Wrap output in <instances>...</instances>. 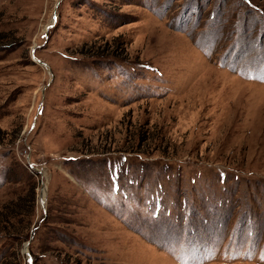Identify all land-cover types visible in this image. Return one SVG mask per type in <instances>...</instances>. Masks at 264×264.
<instances>
[{
    "label": "rangeland",
    "instance_id": "rangeland-1",
    "mask_svg": "<svg viewBox=\"0 0 264 264\" xmlns=\"http://www.w3.org/2000/svg\"><path fill=\"white\" fill-rule=\"evenodd\" d=\"M31 192L0 264H264V0H0V205Z\"/></svg>",
    "mask_w": 264,
    "mask_h": 264
},
{
    "label": "trees",
    "instance_id": "trees-1",
    "mask_svg": "<svg viewBox=\"0 0 264 264\" xmlns=\"http://www.w3.org/2000/svg\"><path fill=\"white\" fill-rule=\"evenodd\" d=\"M32 193L33 192L28 194L29 195L28 197L29 207L27 208V210L22 209V207H25V204H24L25 202H23V200L26 199L25 195H22V194L16 195L15 198H11L0 205V231L6 230L11 236H14V237H17L19 234L23 236L28 235V231L20 232L21 228L17 224L18 223L21 224L22 222L29 223L30 220H14V222H11L9 219L10 217H18L19 219L21 218L20 216H24V213L27 212L26 214H28V210L33 205L32 203L34 200V196ZM10 226H12L13 228L11 229Z\"/></svg>",
    "mask_w": 264,
    "mask_h": 264
}]
</instances>
